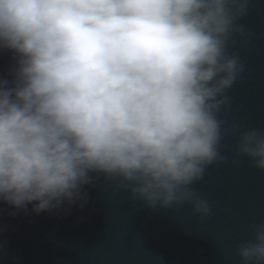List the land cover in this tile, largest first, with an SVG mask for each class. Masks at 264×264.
I'll return each mask as SVG.
<instances>
[{"label": "clouds", "instance_id": "1", "mask_svg": "<svg viewBox=\"0 0 264 264\" xmlns=\"http://www.w3.org/2000/svg\"><path fill=\"white\" fill-rule=\"evenodd\" d=\"M238 0H0V200L35 213L75 202L90 172L118 177L151 207L184 201L218 162L224 92L242 70L225 53ZM237 155L264 170V131ZM238 247L264 264V223Z\"/></svg>", "mask_w": 264, "mask_h": 264}, {"label": "water", "instance_id": "2", "mask_svg": "<svg viewBox=\"0 0 264 264\" xmlns=\"http://www.w3.org/2000/svg\"><path fill=\"white\" fill-rule=\"evenodd\" d=\"M243 11L225 53L242 70L224 92L218 162L189 188L207 202L151 207L118 177L90 172L75 202L44 212L0 200V264H243L240 244L264 223V170L237 155L244 132L264 131V0H238ZM19 57L0 47V82L11 87Z\"/></svg>", "mask_w": 264, "mask_h": 264}]
</instances>
